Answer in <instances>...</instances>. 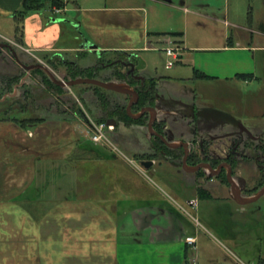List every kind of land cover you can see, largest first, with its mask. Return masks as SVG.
Returning <instances> with one entry per match:
<instances>
[{
  "label": "rangeland",
  "instance_id": "rangeland-1",
  "mask_svg": "<svg viewBox=\"0 0 264 264\" xmlns=\"http://www.w3.org/2000/svg\"><path fill=\"white\" fill-rule=\"evenodd\" d=\"M166 2L154 0L145 4L146 12L140 15L142 22L132 29V44L110 43L118 49L134 45L133 55L146 64L140 72L141 77L157 82L156 102L153 108L147 109L169 112L154 124L155 132L163 131L168 143L172 140L190 143L189 160L192 158L200 165L209 163L215 169L221 165L230 166L242 195L248 197L245 191H256L264 177V168H260L264 166V141L252 144V138L247 134L239 138L228 137L235 132L241 134L243 130L255 137L264 133V0H172L170 5ZM114 3L113 0H101L100 5L93 0L86 6L87 9H104ZM75 9L70 3L65 14L52 17L53 23L44 29L36 20L28 26V37L37 48H57L64 52H25L17 47V41L7 42L17 38L14 15L0 19V46L11 45L23 65L46 66L62 82L73 80H67L65 68L55 70L49 66L48 59L56 66L62 61L78 63L83 69L101 65L102 72L97 80L134 89L140 98L139 87L129 83L131 78L122 80L124 75L118 74L119 68H110L127 55L101 54L100 60L93 53L80 57L72 52L77 49V41L87 36L85 26L79 27L85 23L86 16ZM53 33L58 34L57 37L52 36ZM154 33H182L185 47L196 53L186 54L179 64L167 70L170 60L165 51L171 46L182 53L181 48L173 37L165 38L170 46L161 40L149 41L148 34ZM221 40L227 45L234 41L237 47L249 50V54L226 56L231 61L228 74L247 71L254 60L256 80L245 84L199 77L208 76L199 68L200 62L211 54L208 51L222 48ZM33 47L30 45L28 49ZM121 71L127 75L125 70ZM4 78H19L26 85H19L25 88H19L14 97V94L6 97V90L0 85V252L24 248L18 227L11 216L4 215L2 206L10 201L18 203L19 192L25 182L30 183L29 170L34 166L35 186L42 192L41 200L48 204L46 207L37 204L34 209L38 210L41 225H48L45 221L49 217L57 222L52 221L51 227H43L45 236L51 235L46 237V243L51 245L55 238L59 243L57 250L65 248V244L60 243L64 234L72 240L67 245L75 247L74 250L79 247L76 245L78 230H87L88 234L80 235L84 240L97 237L102 220L115 226L123 224L120 236L123 241V234H129L132 211L140 205L134 199L141 197L151 201L154 208H162L172 215L175 227L182 226L188 236L198 239L194 251L201 259L198 264H208V255L218 256L224 264L228 254L239 253L240 246L237 248L231 242L233 234H243L245 239L248 236V251L255 255L263 251L264 255V197L254 204L241 206L235 200H229V169L218 176L208 175L207 171L185 172V150L159 149L158 142L149 134L150 114L135 120L139 124L117 123L112 127L113 131L105 130L108 142L95 144L92 137L100 126L96 118L102 111L98 104H93L96 96L90 86L66 89L64 95L52 94L42 85L41 78L24 72L15 56L6 49L0 50V81ZM27 89L36 98L35 106L24 100ZM107 98L113 104L125 106L126 110L129 107L128 96L108 95ZM74 102L77 111L70 107ZM132 114L140 115L133 111ZM18 120L30 122L27 125L31 127L21 125L22 128ZM167 124L168 132L165 131ZM230 159L236 161L234 172L227 162ZM144 162H154L155 167L146 171L141 165ZM199 189L209 192L212 199L201 198ZM194 202H198L196 209L190 207ZM53 208L58 211L54 213ZM164 220L167 222L169 218ZM124 226L128 229L123 232ZM98 238L101 239V234ZM104 239L111 250L113 231ZM134 248L144 250V263L193 264L192 253L188 261L184 257V244L170 245L162 253L152 249L154 252L149 253L146 247ZM120 253L122 264H138L131 260L130 248H121Z\"/></svg>",
  "mask_w": 264,
  "mask_h": 264
},
{
  "label": "crops",
  "instance_id": "crops-1",
  "mask_svg": "<svg viewBox=\"0 0 264 264\" xmlns=\"http://www.w3.org/2000/svg\"><path fill=\"white\" fill-rule=\"evenodd\" d=\"M35 1L43 2L49 5L52 0ZM60 1H63L65 3V8L63 9L64 11L62 10L63 13L61 15L65 14L67 7L70 3H72L74 4V7L76 8L75 10L78 14H84L86 16L85 23L80 24L79 27L82 28L83 26H85L87 36L84 35V38H81L77 41V49H74V51L72 52H75V54H80V56L82 55L83 57L93 53L95 55H98L99 59L101 60V54H111L113 56H117L118 54H125L127 56L134 54L136 50L132 49L134 48V45H129L130 48L118 49L119 47L114 46L110 42L116 43L119 41H124L128 44H132V29L139 27V23L142 22L140 15L146 12L145 4L154 0H113L115 2L114 5L107 6L104 9H101V7L87 9L88 7L86 5L92 4L93 0ZM97 1L101 5V0ZM155 1L159 3L161 0ZM24 2L25 0H0V19L8 17L10 15H14L15 18V15L23 9ZM137 2H140V5H137ZM171 2L172 0H167L166 3L167 5H170L172 4ZM45 11L47 12L45 14H42V12ZM53 11L54 9L48 7L46 10L40 13L32 14L25 20L23 40L24 44L22 46L17 45L20 50L25 52L38 50L39 52H41V54L48 52H56L58 54L61 51L64 52L63 50H59L57 48H53L51 50L47 48H37V45L33 43L28 37L29 23L33 21L35 22L36 20L40 24L39 27L44 29L48 26L49 23H53L51 18L56 17V14ZM55 23H57V21H55ZM57 35L58 34L53 33L52 36L57 37ZM166 37L175 38V42L179 44L182 51L179 61H181L184 56H186V54L192 55L196 53L192 50H188L185 47V43L183 41L184 34L182 33L148 34L147 39L149 41L161 40L165 45L170 46L171 44L165 39ZM16 39L17 38H15V40H10L7 42H16ZM220 43L222 45V48L208 51L211 54L202 58L203 60L200 62L201 65L199 66V68L204 69L203 71L206 72L208 76L216 78L215 81L221 79L226 81H237L245 84H250L254 80H256L257 78L254 60L252 61L251 67L249 69H246L247 71H238L233 73L232 75L228 74V69L230 68L229 65L231 61H229L226 56L235 53L249 54L248 48L243 49L237 47L234 41L230 43V45H227L224 40H221ZM30 45H34V49H28V46ZM86 45L96 46L97 48H99V50L91 51L87 48H84ZM120 50H123V52L119 53ZM179 61L177 64L180 63ZM237 76H253V79L250 81H242L237 80ZM157 111L160 112L163 116L165 112H169L166 110L163 111V109H157ZM158 114L157 116H159ZM165 131H169L168 124L165 128ZM228 139L232 138L228 137ZM183 142L185 141H170L171 144H179ZM30 174L31 181L28 184L26 182L24 183L22 192H19L20 195L17 199L18 203H15V201H10L9 203H5L2 206L4 215L11 216L16 226L18 227L19 235L21 236L24 243V248L23 250L18 251L0 252V264H122L120 262V258H122L120 249H125L126 247L130 248L131 250V260H135V262L138 264H152L151 261L144 263L143 259L144 257H146L144 250H134V247H146L149 253L154 251H160L159 253H162L161 251H163L166 247L176 244H184L186 246L184 256L186 258V261H188L190 253H192L193 258L191 259H193V264H198V262H200L201 259L198 256V252L194 253V250L188 247L186 244V239L193 237L188 236L182 226L175 227L173 225V221L171 220V217H173L172 215H169V213L167 214V212H165L162 208H154L151 201H148V199H141V197L134 199L141 206L139 205L134 207L132 211L133 217L130 218L129 221L131 223L129 234H123V241H121L120 237L123 224L117 225V227L113 223H108L107 221L102 220L101 232H99V229L97 228V237L93 236L88 239L85 238L84 240L80 235H83L84 232L86 234L87 230H78V232L76 233L78 235V238L76 237V245L79 246L76 248L77 250H74L75 247H73L72 245H67V243L72 240H69V238L67 239L66 234H64V237H61L62 240L60 241V243L65 244V248L61 247L60 250H57V247H59V243L55 238H53V240L51 241V247V245L46 243V237H51V235L47 234L45 236V232L43 231V227L47 224L45 225L44 223L43 225H41L39 215L36 214L33 216L25 208V206H28L27 204H30L29 206L33 207V209L37 204H40V206L43 205L44 207L48 206L47 201L41 200L42 192L40 191V188L35 186L37 177L35 176L34 166H32V168L29 170V175ZM27 200L29 202H25ZM229 200L231 199L229 198ZM21 202H23V205L21 204ZM24 203L26 204L24 205ZM148 205H150V207H148ZM53 210L52 211L56 213L58 211V208L56 210L53 208ZM37 211L38 210H36L35 212ZM166 217L169 218V222H166L164 220V218L166 219ZM52 221L57 224V222L51 220L50 217L49 220H46L45 222L48 223L47 226L51 227ZM241 228L242 231H244L245 228L243 224L241 225ZM127 229V226H124L123 232L127 231ZM97 230L95 229V231ZM111 231H113V239H110V241L111 243L113 242V248L109 250L107 247V239L104 238L107 236V233H111ZM100 234L101 239L98 238ZM56 236L57 235L55 234V237ZM245 237L246 239L244 238L243 234H233V236H231V242L234 243L237 248H239L240 246L241 249H239V253L228 254L226 256L227 258H225L224 260V264H260V262L264 260L263 251H260V254L256 255L248 251V236ZM194 239L197 240L198 244V239ZM45 243L46 246L43 247L42 244ZM151 249L154 251H151ZM207 261L208 264H221L218 256L216 255H208Z\"/></svg>",
  "mask_w": 264,
  "mask_h": 264
},
{
  "label": "trees",
  "instance_id": "trees-1",
  "mask_svg": "<svg viewBox=\"0 0 264 264\" xmlns=\"http://www.w3.org/2000/svg\"><path fill=\"white\" fill-rule=\"evenodd\" d=\"M48 7L52 8V9L57 8V9L63 10L65 8V3L63 1H60V0H52L49 3V5H47L46 3L35 1V0H25L24 5H23V9L19 13H17L15 15V18H14L15 21L17 22L16 23L17 24L16 25V34H17L16 41H17L18 45L22 46L24 44L23 40H24V23H25V20L28 17H30L32 14L40 13V12L46 10ZM160 36H170V35H160ZM178 36H181V35H178ZM48 65L51 66L52 68H54L55 70H57L59 67L65 68L67 70V80L71 79L73 81L78 80V79L97 80L99 77L100 71L102 72L101 65H99L96 68L90 67V68L83 69L79 66L78 63H75V65H74V64H71L69 61H62L60 65L56 66V64L53 62V60H50V59H48ZM115 67L119 68L118 70L120 73H118V74L124 75V77L121 76L122 80H124V79L129 80V78H131L129 80L130 85L133 87L137 86L140 89V91H139L140 98H139L138 102H136L134 107H133V110H132L133 113L134 114H140L147 108H151V107L153 108L154 103L156 102V99H157V85H158L157 82L156 81H150V80H145L143 82L137 81L136 79L132 78L128 74L126 75V74L122 73L121 70H123V69L118 64L113 66V67H110V68L115 69ZM32 75L41 78L42 85L50 93L55 92L58 95H64L66 90L54 85L53 82L48 78V76L43 71H39V70L35 71L32 73ZM199 77L200 78L202 77L203 79H208L206 76H200L199 75ZM252 79H253V76H237V80H242V81H248L249 80L250 81ZM101 81L105 82V83L109 82L106 80H101ZM20 84H21V80H19V78H4L3 80L0 81L1 87L4 90H6L5 91L6 97H10L11 95H13L15 92V87L19 86ZM23 88H25V87H23ZM23 88H21V89H23ZM91 89H93L95 91V96H96L95 100L93 101L94 102L93 104H95V105L98 104V106L100 107V109L102 111L101 116L96 118L98 125H100V126L106 125L109 121H116L117 123H119V125L122 124L125 126H127L130 123L134 124V125L140 123L139 121L136 122L135 120L131 119L128 116V113H127L125 106L118 104V103L113 104V102H111L107 98L108 95H119V94L107 92L105 90H102V89L96 88V87H91ZM131 89H133V88H131ZM24 100L28 104L32 103L33 106H35V104H36V98L34 97L31 90H29V89H27V91L24 93ZM75 102L73 105L71 104L70 107L72 109H74L75 111H77V105H76L77 103H75ZM0 104H1V102H0ZM79 112H81V111H79ZM63 113L64 112H62L61 114H63ZM74 113H77V112H74ZM64 114L70 115L69 113H64ZM147 116H149V115L147 114ZM17 123L20 126L22 125L23 127L24 126L25 127L26 126L31 127V126L27 125L30 122H27L25 120L24 121L18 120ZM156 123H158V122H156ZM157 132H158V134L165 136V133L163 131L159 130ZM155 139L158 142L159 149L161 148V150L162 149L169 150V148L166 145H164V143L161 140H159L158 138H155ZM227 162L233 166V171H234V169L236 167V161L230 159ZM199 164L200 163L194 162L192 160V158L189 160V166L196 167ZM233 176H235V174H233ZM227 185H229L228 181H227ZM262 188H264V177L260 183L259 188H257V190L259 191ZM256 191L255 190L253 192L245 191V194L248 197H251L255 194ZM199 194H200V197L203 199H212L211 194L209 192L204 191V190L199 189ZM25 208L33 216L37 214L34 211L33 207L25 206ZM186 252H187V250H186ZM186 256H187V254H186ZM260 264H264V260H262L260 262Z\"/></svg>",
  "mask_w": 264,
  "mask_h": 264
},
{
  "label": "water",
  "instance_id": "water-1",
  "mask_svg": "<svg viewBox=\"0 0 264 264\" xmlns=\"http://www.w3.org/2000/svg\"><path fill=\"white\" fill-rule=\"evenodd\" d=\"M84 48H87L91 51H98L99 50V48H97L96 46H93V45H86ZM3 49L9 50L15 56L17 63L28 73V75H31V73L33 71H37V70L43 71L48 76V78L53 82L54 85H56L57 87H60L64 90L72 89L74 87L84 85V86L100 88V89L105 90L107 92H112V93L128 96L130 98V104H129V107L127 109V113L131 119L138 120V119L142 118L143 116H145L146 114H150L151 115V121L149 123V134L152 137H155V138H158L159 140H161L164 143V145H166L171 150H179L181 148L185 150L186 155H185V159L183 162V169L185 172H187L189 174H196L202 170H210L214 176H218L223 169H229V171H228V184L230 186L231 196L237 204H239V205H251V204L258 202L260 199H262L264 197V188L256 196L248 197V198L244 197L242 195V191L239 192V190L237 189L236 180L233 178V175L231 172V167L228 165L220 166L218 171L214 170L211 165H207V164L200 165V166H198V168L192 169L188 163L189 157H190V149H189L188 144H182V145L176 146V144L168 143L165 140L164 136L155 132L154 124L158 120V116H157L158 113H157L156 109H145L138 116H135L132 114V109H133L135 103L138 102V100H139L138 94L135 91L132 92V91H128V90H122L120 88L113 86L112 83H105V82H102L99 80H93V79H78V80L71 81V82H62L59 79H57V77L46 66H42V65H38L36 67L24 66L19 61L17 54L11 45L0 46V50H3ZM128 58L130 60H135V63L130 64L129 66H125V68L131 69V73H133V74L140 73L141 71H143L146 68V64L141 59H139L136 55H129ZM136 79H137V81H141V82H143L145 80L142 77H138ZM24 82L25 81H23V83ZM23 83H22V85H23ZM21 86H19L16 89L15 94L12 97H14L17 94V90ZM107 126L108 127H116L117 122L109 121L107 123ZM244 131L245 130H243L242 132H244ZM246 133L249 134V132H247V131H246ZM141 165L144 168V170L150 171L153 169L155 163L154 162H144Z\"/></svg>",
  "mask_w": 264,
  "mask_h": 264
},
{
  "label": "built area",
  "instance_id": "built-area-1",
  "mask_svg": "<svg viewBox=\"0 0 264 264\" xmlns=\"http://www.w3.org/2000/svg\"><path fill=\"white\" fill-rule=\"evenodd\" d=\"M56 15H61L63 13L62 10L60 9H57V8H54V11H53ZM165 56L167 58H169V63L168 65L166 66L167 70H171L172 68L175 67V65L178 63L179 61V58L181 56V52L177 49H174V48H168L166 51H165ZM161 115L159 114V118ZM159 121H161V119H159ZM105 130H110V131H113L114 128L112 127H108L107 124L106 125H103V126H98L96 128V131L95 133L93 134V137H92V141L95 143V144H102V143H106L108 142L107 140V135H106V131ZM190 207L196 209L198 208V202H194L192 204H190ZM187 214H188V211L187 210H184ZM186 244L188 247H190L191 249H193L194 251L196 250L197 248V240L194 239V238H187L186 239Z\"/></svg>",
  "mask_w": 264,
  "mask_h": 264
},
{
  "label": "flooded vegetation",
  "instance_id": "flooded-vegetation-1",
  "mask_svg": "<svg viewBox=\"0 0 264 264\" xmlns=\"http://www.w3.org/2000/svg\"><path fill=\"white\" fill-rule=\"evenodd\" d=\"M4 45H8V44H4ZM7 50V49H6ZM8 52H10L9 50H8ZM71 64H74L75 65V63L74 62H70ZM118 65L123 69V70H125L126 72H127V74L129 75V76H131L132 78H134V79H136V78H138V77H141L140 76V73H135V74H133V73H131V69L130 68H125V66H129L130 64H133V63H135V60H130L128 57L127 58H124V59H120V60H118ZM20 66V65H19ZM24 66H26V65H24ZM36 66H38V64H30V65H27L26 67H36ZM21 67V66H20ZM22 68V67H21ZM23 69V68H22ZM23 71L24 72H26L24 69H23ZM38 71V70H37ZM33 72H35V71H33ZM32 72V73H33ZM27 73V72H26ZM31 73V74H32ZM28 74V73H27ZM206 77L208 78V79H206V80H215L213 77H210V76H207L206 75ZM137 80V79H136ZM145 81V80H144ZM23 83V81L21 82V84ZM20 84V85H21ZM23 85H25V82L23 83ZM21 88H23V87H20V89ZM16 91V90H15ZM14 94H15V92H14ZM161 117H162V115H161ZM158 118H159V116H158ZM162 119V118H161ZM150 121H151V115H150ZM157 122L159 123L160 121L159 120H157ZM246 131L247 132H249L248 130H245L244 132H242L241 134L240 133H234L233 135H231V136H229V137H231V138H234V136H236V137H242V135H244V134H247V135H249L251 138H252V140H251V142L250 143H252V144H258V143H260V141L262 140V141H264V133L262 134V135H260L259 137H255L251 132H249V134L248 133H246ZM254 131H256L255 129H254ZM165 137V136H164ZM196 140V139H195ZM195 140H193L194 142H195ZM198 140V139H197ZM182 144H188V146H189V148L191 147V144L190 143H186V142H183V143H181V145ZM179 150H182V148L181 149H179ZM173 151H175V150H173ZM233 152V151H232ZM234 153V152H233ZM238 153V152H237ZM192 154V150L190 149V155ZM186 155V154H185ZM185 159V158H184ZM189 163V162H188ZM205 164H207V165H210L209 163H204V165ZM198 166H200V164L198 165ZM198 166H196V167H191L192 169H196V168H198ZM222 166V165H221ZM220 167V166H219ZM219 167L218 168H213L214 170H216V171H218L219 170ZM260 168H264V166H261ZM203 172H206L207 170H202ZM202 171H200V172H202ZM223 171H226V169H223L221 172H220V174L223 172ZM232 172V171H231ZM234 172V171H233ZM207 173V172H206ZM219 174V175H220ZM210 175H212V174H210ZM233 175V174H232ZM233 178H234V176H233ZM235 179V178H234ZM236 180V179H235ZM230 187V186H229ZM241 189V188H240ZM242 191V190H241ZM259 193V192H258ZM257 193V194H258ZM256 194V195H257ZM256 195H253V196H256ZM253 196H251V197H253ZM229 198L231 199V200H233L234 201V199L232 198V196H231V191H230V195H229ZM248 198V197H247Z\"/></svg>",
  "mask_w": 264,
  "mask_h": 264
},
{
  "label": "bare ground",
  "instance_id": "bare-ground-1",
  "mask_svg": "<svg viewBox=\"0 0 264 264\" xmlns=\"http://www.w3.org/2000/svg\"><path fill=\"white\" fill-rule=\"evenodd\" d=\"M118 84H119V83H118ZM113 86H115V87H117V88H120V89H122V90H128V91H132V92H133V90L126 89L125 86H121V87H119V86H116V85H114V84H113ZM135 100H136V99H135ZM140 114H141V113H140ZM179 145H181V143L176 144V146H179ZM207 174L210 175V174H212V173H211L210 170H207ZM236 183H237V182H236ZM237 189L239 190V192L241 191V190H240V187H239L238 184H237Z\"/></svg>",
  "mask_w": 264,
  "mask_h": 264
}]
</instances>
